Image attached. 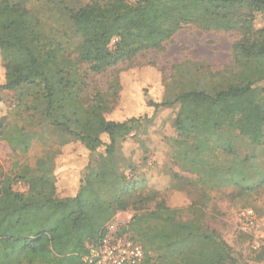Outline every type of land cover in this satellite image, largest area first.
Instances as JSON below:
<instances>
[{
    "label": "trees",
    "instance_id": "obj_1",
    "mask_svg": "<svg viewBox=\"0 0 264 264\" xmlns=\"http://www.w3.org/2000/svg\"><path fill=\"white\" fill-rule=\"evenodd\" d=\"M28 1L0 0V89L35 91L46 120L60 132V146L81 145L87 161L77 187L64 195L55 174L60 150L25 191L14 190V177L0 172V264H93L84 259L88 245L105 237L120 211L132 212L117 236L131 232L141 243L138 264H248L208 225L206 191L231 186L242 194L264 185V178L249 180L251 157L240 156L230 136L264 143V0H88L77 8L36 0L58 17V26L46 25ZM186 26L236 32L232 52L240 71L215 82L208 69L176 66L173 93L164 82L160 98L142 95L153 110L179 106L171 159L193 177L173 176L184 180L180 187L188 194L195 192L188 206L169 207L159 191L139 190V182L118 172L117 143L151 119L110 116L121 70L106 90L85 87L90 73L161 50ZM8 113L0 117V139L12 150L24 152L42 138L8 123ZM37 164L45 169V160Z\"/></svg>",
    "mask_w": 264,
    "mask_h": 264
},
{
    "label": "rangeland",
    "instance_id": "obj_2",
    "mask_svg": "<svg viewBox=\"0 0 264 264\" xmlns=\"http://www.w3.org/2000/svg\"><path fill=\"white\" fill-rule=\"evenodd\" d=\"M63 1L70 8H77L88 0ZM27 4L39 12L46 25H60L56 15L44 12L45 5L36 0H29ZM237 38L236 32L203 31L186 26L176 31L161 50L145 51L130 64L119 63L115 68L100 74L90 73L86 79L87 91L92 88L106 90L114 74L121 70L120 98L110 116L124 119L148 115L151 119L142 122L137 129L117 143L115 157L118 172L139 182V190L159 191L169 207L188 206L195 192L191 189V194H188L186 187H180L184 180L176 181L173 176L177 172L182 176L193 177L182 172L171 159L173 145L178 138L173 122L179 106L173 104L153 110L144 104L142 95L146 93L149 97L160 98L164 82L167 84V91L173 93L177 89L176 66L192 70L198 67L208 69L213 73L215 82L234 79L240 71L234 63L232 52V43ZM8 110V123L42 134V138L34 140L24 152L12 150L0 139V172L14 177L12 188L25 191L28 179L51 169L54 157L60 150L55 158L58 192L60 195L71 193L77 187L80 171L87 161V152L77 143L60 146V132L46 120L38 96L31 88L0 89V117ZM230 136L237 153L251 157L249 180L256 183L264 178V143L252 144L235 132H230ZM41 159L46 163L41 168H45L43 171L38 169L37 164ZM206 192L209 195L206 204L208 225L219 232L241 255L243 261L248 264H264V230L254 235L259 244L254 248V237L242 231L238 221L239 211L246 207L251 208L257 216H264V185L242 194H238L231 186ZM131 215V211L118 212L108 223L107 237H118L120 225L127 223ZM121 236L141 246L140 242L133 239L131 232Z\"/></svg>",
    "mask_w": 264,
    "mask_h": 264
},
{
    "label": "built area",
    "instance_id": "obj_3",
    "mask_svg": "<svg viewBox=\"0 0 264 264\" xmlns=\"http://www.w3.org/2000/svg\"><path fill=\"white\" fill-rule=\"evenodd\" d=\"M238 221L242 231L254 237V248L258 244L255 234L264 230V216H257L251 208L239 211ZM263 236V235H261ZM84 259L93 264H138L143 259L142 247L125 236L105 237L96 245H88Z\"/></svg>",
    "mask_w": 264,
    "mask_h": 264
}]
</instances>
